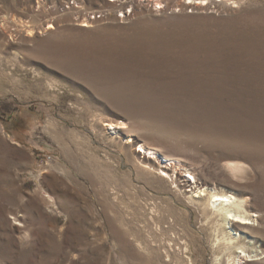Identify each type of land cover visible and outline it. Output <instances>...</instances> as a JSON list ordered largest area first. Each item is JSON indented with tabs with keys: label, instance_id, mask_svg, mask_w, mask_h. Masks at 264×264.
Wrapping results in <instances>:
<instances>
[{
	"label": "rangeland",
	"instance_id": "rangeland-1",
	"mask_svg": "<svg viewBox=\"0 0 264 264\" xmlns=\"http://www.w3.org/2000/svg\"><path fill=\"white\" fill-rule=\"evenodd\" d=\"M187 167L264 240V0H0V264H232Z\"/></svg>",
	"mask_w": 264,
	"mask_h": 264
},
{
	"label": "bare ground",
	"instance_id": "bare-ground-1",
	"mask_svg": "<svg viewBox=\"0 0 264 264\" xmlns=\"http://www.w3.org/2000/svg\"><path fill=\"white\" fill-rule=\"evenodd\" d=\"M134 1L136 5H139L140 2L143 1L152 2V0ZM190 2L187 3L190 4ZM205 4L206 2L195 3L196 6L200 5V7L205 6ZM124 6L125 3L120 4V7L123 8ZM92 18H94V16ZM51 26L53 27L51 24L49 28ZM108 124L110 125V128H116L115 125L117 126V124L120 128L125 127V122L123 121L118 123L111 121ZM132 140L133 139L131 137L128 138L129 142ZM141 148L145 153H148L145 157H148V159L156 158L158 162L166 168V170L161 169V173H163L164 176L173 178L174 175H172L168 170L171 168L177 169L186 167V165L178 157L161 154L154 146L142 143ZM139 151H141V149ZM149 166L150 168L152 167V165ZM239 167L240 166H237L235 169L237 170ZM194 170V168L192 169L187 167L186 171L189 172V176L186 177L189 182L188 186L191 187V189L189 188L187 190L192 192V199L193 197H200V201L206 200L204 203V213H208V218L214 217L216 231L219 235H222V237L218 239L219 244L217 242L218 246L221 245L223 249L222 254L228 253V256L232 258L231 261L233 260L232 264H248L251 261L264 258V248H262L264 240L258 239L260 236L257 233L260 234V232L256 233L254 231L258 229L257 226L260 227L262 223H260V217L259 219L255 218V211H253L251 205H249L248 198H239L234 193L229 192L219 193L216 189L208 186L210 185L209 183H206L207 186L200 185V178H198L199 176L197 177V173L193 175ZM256 222H258L257 226Z\"/></svg>",
	"mask_w": 264,
	"mask_h": 264
},
{
	"label": "built area",
	"instance_id": "built-area-1",
	"mask_svg": "<svg viewBox=\"0 0 264 264\" xmlns=\"http://www.w3.org/2000/svg\"><path fill=\"white\" fill-rule=\"evenodd\" d=\"M125 9H126V8H125ZM125 9L123 10V12L125 11ZM95 17H96V16H94V18H95ZM48 159H51V156H49ZM46 161H47V160H46Z\"/></svg>",
	"mask_w": 264,
	"mask_h": 264
}]
</instances>
